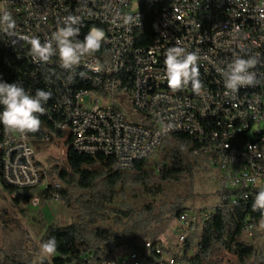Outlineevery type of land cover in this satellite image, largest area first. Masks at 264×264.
I'll return each mask as SVG.
<instances>
[{
    "label": "built area",
    "instance_id": "1",
    "mask_svg": "<svg viewBox=\"0 0 264 264\" xmlns=\"http://www.w3.org/2000/svg\"><path fill=\"white\" fill-rule=\"evenodd\" d=\"M9 14L16 25L11 36L0 28V81L30 94L51 92L44 114H36L45 134L0 128V181L15 188L11 197L61 187L48 177L47 165L34 161L39 143L60 144L65 155L103 154L113 159V170L129 171L151 158L164 138L185 134L195 141L192 154L214 172L219 201L179 215L180 250L156 238L102 264H183L186 234L223 207L237 206L248 191L264 188V0H0V16ZM69 15L81 20L78 39L91 27L104 31L99 52L67 68L58 55L37 62L29 38L51 39ZM145 30L151 41L141 46ZM172 46L197 54L199 94L191 84L168 86L164 59ZM237 56L256 59L250 69L256 83L232 93L224 87V70ZM45 201L33 196L29 203ZM253 232L246 223L243 235L250 239Z\"/></svg>",
    "mask_w": 264,
    "mask_h": 264
},
{
    "label": "trees",
    "instance_id": "2",
    "mask_svg": "<svg viewBox=\"0 0 264 264\" xmlns=\"http://www.w3.org/2000/svg\"><path fill=\"white\" fill-rule=\"evenodd\" d=\"M141 36L144 40L139 45L148 46L151 41L149 31H143ZM98 50L93 54L96 55ZM195 147L193 138L172 134L160 143L156 153L158 163L151 166L148 160H140L129 171L113 170V159L103 154L82 155L67 151L64 165L47 171L49 178L60 182L59 189H54L53 185L46 191L26 189L21 191L22 199L14 198L17 203L27 204L33 196H43L51 202L54 197L50 191H53L58 202L78 213L68 226L50 225L45 228L40 244L55 237L57 249L50 262L42 261L40 264L109 263L117 258L119 250L129 253L140 248L139 241L154 240L160 225L177 219L186 211L181 203L176 202L159 211L153 205H147L138 212L124 204L117 208L111 205L116 198L124 197V189L128 187L135 194L155 197L163 193L165 185L178 184L186 179L191 182L206 163L203 157L192 154ZM0 186L9 197L16 192L15 188L1 181ZM256 192L248 191L247 198L237 206H225L203 222L197 243L192 242L195 235L184 243L186 252L193 246L195 252L190 256L184 254L180 261L185 264H264V250L257 251L242 240L246 223L254 226V235L264 218V212L252 208ZM107 221H111L112 227L97 226ZM7 222L12 223L10 219ZM17 250L16 245L5 250L0 264H32V257L21 252L16 256Z\"/></svg>",
    "mask_w": 264,
    "mask_h": 264
},
{
    "label": "rangeland",
    "instance_id": "3",
    "mask_svg": "<svg viewBox=\"0 0 264 264\" xmlns=\"http://www.w3.org/2000/svg\"><path fill=\"white\" fill-rule=\"evenodd\" d=\"M263 128L264 123L261 124V129ZM37 132L46 133L44 123H40V128ZM66 135L67 133L65 132L64 136L66 137ZM34 148L35 162L47 165L49 168L64 165L65 154H62L60 144L42 145L39 143L34 144ZM67 148L68 146L65 145L63 151L65 152ZM156 153L148 159L151 166L159 161ZM214 177V172L208 170L205 163L200 171L194 175L191 182L186 179L178 184L165 185L163 193L155 197L139 193L135 194L133 189L128 187L124 189V197L116 198L111 206L117 208L121 204H124L138 212L147 205H153L159 211L161 209L166 210L170 205L179 202L186 211L210 209L219 201L218 184ZM50 179L55 182L52 178ZM77 215V211L67 209L55 200L42 202L38 206H33L31 203H17L13 197L6 195L0 186V257L3 258L4 251L11 248L12 245H16L18 249L15 253L16 256L21 252L26 257H32V264H40L42 261L50 262L55 255L47 256L40 251V239L45 228L50 225L57 227L68 226L75 221ZM8 219L12 223L7 222ZM262 221H264V218L260 221L252 238H246L245 235L242 237V240L246 244L252 245L257 251L264 250V227L261 226ZM97 226L109 228L112 227V223L111 221H107L105 223H98ZM200 228L199 226L197 231L192 234H186V240L190 236L195 235L192 242L197 243ZM176 229V219H172L168 223L159 226L156 238H159L166 246H175L176 250H180L183 245L177 243ZM143 242V240L139 241V245H142ZM195 250L196 248L193 246L186 255H192ZM126 254L127 251L119 250L117 257ZM224 264H227V262Z\"/></svg>",
    "mask_w": 264,
    "mask_h": 264
},
{
    "label": "clouds",
    "instance_id": "4",
    "mask_svg": "<svg viewBox=\"0 0 264 264\" xmlns=\"http://www.w3.org/2000/svg\"><path fill=\"white\" fill-rule=\"evenodd\" d=\"M78 16L65 17L63 25L58 26L51 39L40 41L38 37L29 38L33 58L37 62H46L53 55H58L61 65L65 68L76 64L85 54L95 53L105 39L102 29L91 27L83 36L80 34ZM16 22L9 15L0 16V28L8 35H13ZM198 56L194 52H186L183 47L172 46L166 50L164 65L165 79L172 89H180L191 84L192 90L199 94L201 82L197 66ZM255 58L237 56L224 70V87L235 93L243 86H253L256 83L255 72L250 71L256 65ZM98 70V66H97ZM228 92L226 91L225 95ZM51 97L50 91L37 89L34 94L27 92L18 83L0 81V128L9 133L28 134L35 133L40 128V118L36 114H44V105ZM253 210L264 212V188L255 193L252 203ZM264 227V221L261 222ZM57 249L55 237H50L41 243L42 254L52 256Z\"/></svg>",
    "mask_w": 264,
    "mask_h": 264
}]
</instances>
